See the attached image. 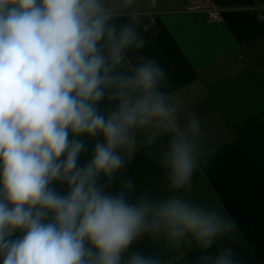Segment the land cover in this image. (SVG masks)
<instances>
[{
    "label": "clouds",
    "instance_id": "obj_1",
    "mask_svg": "<svg viewBox=\"0 0 264 264\" xmlns=\"http://www.w3.org/2000/svg\"><path fill=\"white\" fill-rule=\"evenodd\" d=\"M147 14L136 0H0L2 264H176L194 247L196 264H240L209 252L235 221L186 195L206 162L201 119L162 64L131 55ZM141 150L166 195H133ZM145 237L180 251L136 250Z\"/></svg>",
    "mask_w": 264,
    "mask_h": 264
},
{
    "label": "crops",
    "instance_id": "obj_2",
    "mask_svg": "<svg viewBox=\"0 0 264 264\" xmlns=\"http://www.w3.org/2000/svg\"><path fill=\"white\" fill-rule=\"evenodd\" d=\"M147 11L138 30L144 48L168 73L165 90L180 97L205 131L206 162L187 197L222 205L237 230L210 253L231 247L240 264H264V0H136ZM218 10V21L187 6ZM126 18H122L121 22ZM139 191L159 195L160 170L144 150L126 170ZM20 233L14 234L13 239ZM133 247L165 262L177 249L145 237ZM203 250L185 251L176 264H196ZM2 264V259H0Z\"/></svg>",
    "mask_w": 264,
    "mask_h": 264
},
{
    "label": "built area",
    "instance_id": "obj_3",
    "mask_svg": "<svg viewBox=\"0 0 264 264\" xmlns=\"http://www.w3.org/2000/svg\"><path fill=\"white\" fill-rule=\"evenodd\" d=\"M185 11H201L204 12L210 21H218V10L216 8L206 7L204 4H198L194 6H187Z\"/></svg>",
    "mask_w": 264,
    "mask_h": 264
}]
</instances>
